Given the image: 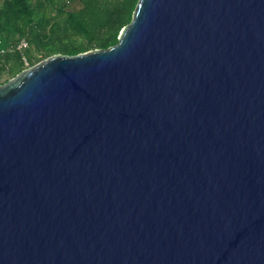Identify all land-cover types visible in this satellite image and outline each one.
<instances>
[{"label": "water", "instance_id": "1", "mask_svg": "<svg viewBox=\"0 0 264 264\" xmlns=\"http://www.w3.org/2000/svg\"><path fill=\"white\" fill-rule=\"evenodd\" d=\"M0 264H264V0H138L0 83Z\"/></svg>", "mask_w": 264, "mask_h": 264}, {"label": "trees", "instance_id": "2", "mask_svg": "<svg viewBox=\"0 0 264 264\" xmlns=\"http://www.w3.org/2000/svg\"><path fill=\"white\" fill-rule=\"evenodd\" d=\"M138 0H0V83L54 53L118 41ZM25 40L27 45L18 47Z\"/></svg>", "mask_w": 264, "mask_h": 264}, {"label": "built area", "instance_id": "3", "mask_svg": "<svg viewBox=\"0 0 264 264\" xmlns=\"http://www.w3.org/2000/svg\"><path fill=\"white\" fill-rule=\"evenodd\" d=\"M26 45H27V42H26L25 40H22V41L19 43L18 47L23 48V47H25Z\"/></svg>", "mask_w": 264, "mask_h": 264}]
</instances>
